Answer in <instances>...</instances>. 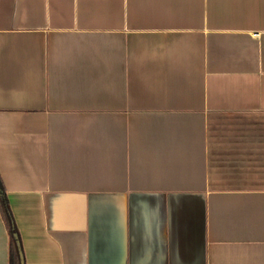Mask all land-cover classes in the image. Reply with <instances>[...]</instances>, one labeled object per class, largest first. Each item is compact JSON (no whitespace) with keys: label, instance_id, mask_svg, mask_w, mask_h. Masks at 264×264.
<instances>
[{"label":"crops","instance_id":"1","mask_svg":"<svg viewBox=\"0 0 264 264\" xmlns=\"http://www.w3.org/2000/svg\"><path fill=\"white\" fill-rule=\"evenodd\" d=\"M0 177L23 264H264V0H0Z\"/></svg>","mask_w":264,"mask_h":264},{"label":"trees","instance_id":"2","mask_svg":"<svg viewBox=\"0 0 264 264\" xmlns=\"http://www.w3.org/2000/svg\"><path fill=\"white\" fill-rule=\"evenodd\" d=\"M0 211L2 213L3 219L10 233L11 240H10L9 264H20L19 250L17 245V241L19 242L18 233L13 221L12 213L9 208V204L5 194V188L1 177H0ZM14 233L17 235L16 237H14ZM19 248L21 249L20 243H19Z\"/></svg>","mask_w":264,"mask_h":264},{"label":"water","instance_id":"3","mask_svg":"<svg viewBox=\"0 0 264 264\" xmlns=\"http://www.w3.org/2000/svg\"><path fill=\"white\" fill-rule=\"evenodd\" d=\"M17 235L14 233V237H16ZM17 245H18V250H19V259H20V264H23V254L21 249L19 248V242L17 241Z\"/></svg>","mask_w":264,"mask_h":264}]
</instances>
